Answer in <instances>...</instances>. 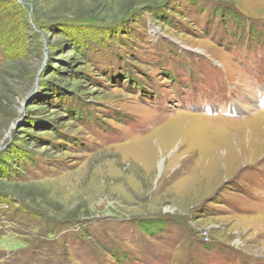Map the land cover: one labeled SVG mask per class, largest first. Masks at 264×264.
<instances>
[{"label":"rangeland","instance_id":"rangeland-1","mask_svg":"<svg viewBox=\"0 0 264 264\" xmlns=\"http://www.w3.org/2000/svg\"><path fill=\"white\" fill-rule=\"evenodd\" d=\"M0 4V264H264V0Z\"/></svg>","mask_w":264,"mask_h":264},{"label":"trees","instance_id":"trees-1","mask_svg":"<svg viewBox=\"0 0 264 264\" xmlns=\"http://www.w3.org/2000/svg\"><path fill=\"white\" fill-rule=\"evenodd\" d=\"M1 10H2V5L0 4V12H1ZM1 14V13H0ZM2 19H1V16H0V21H1ZM5 25V24H4ZM0 28H1V25H0ZM15 34H17V32L15 31V30H13V31H11V35H12V37L13 36H15ZM2 38H4L3 36H2Z\"/></svg>","mask_w":264,"mask_h":264},{"label":"bare ground","instance_id":"bare-ground-1","mask_svg":"<svg viewBox=\"0 0 264 264\" xmlns=\"http://www.w3.org/2000/svg\"><path fill=\"white\" fill-rule=\"evenodd\" d=\"M264 127V126H263ZM263 129V128H262ZM260 130V129H259ZM263 131V130H262Z\"/></svg>","mask_w":264,"mask_h":264}]
</instances>
